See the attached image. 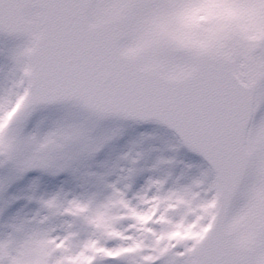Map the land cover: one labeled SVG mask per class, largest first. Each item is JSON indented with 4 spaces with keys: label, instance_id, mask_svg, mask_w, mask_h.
<instances>
[{
    "label": "snow or ice",
    "instance_id": "snow-or-ice-1",
    "mask_svg": "<svg viewBox=\"0 0 264 264\" xmlns=\"http://www.w3.org/2000/svg\"><path fill=\"white\" fill-rule=\"evenodd\" d=\"M0 264H264V0H0Z\"/></svg>",
    "mask_w": 264,
    "mask_h": 264
}]
</instances>
